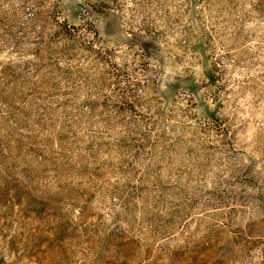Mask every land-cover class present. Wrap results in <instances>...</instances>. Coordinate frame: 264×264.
Masks as SVG:
<instances>
[{
	"label": "rangeland",
	"instance_id": "rangeland-1",
	"mask_svg": "<svg viewBox=\"0 0 264 264\" xmlns=\"http://www.w3.org/2000/svg\"><path fill=\"white\" fill-rule=\"evenodd\" d=\"M0 264H264V0H0Z\"/></svg>",
	"mask_w": 264,
	"mask_h": 264
}]
</instances>
